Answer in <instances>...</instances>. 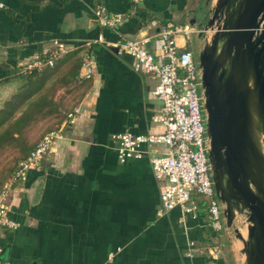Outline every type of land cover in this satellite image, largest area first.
Masks as SVG:
<instances>
[{"label": "crops", "instance_id": "1", "mask_svg": "<svg viewBox=\"0 0 264 264\" xmlns=\"http://www.w3.org/2000/svg\"><path fill=\"white\" fill-rule=\"evenodd\" d=\"M0 1V80L55 48L54 40L90 61L80 67L84 78L75 98L64 87L57 91L75 102L72 109L59 120L35 123L56 126L74 111L42 167L9 189L16 225L0 228V258L10 264H230L227 231L209 226L205 199L194 197L190 213L163 210L165 179L155 177L146 155L120 160L111 138L162 130L152 119L159 106L152 93L156 78L135 70L132 57L113 43L142 39L158 55L159 32L170 22L185 28L176 34L177 44L194 50V41L206 37L202 15H211L216 0ZM99 5L122 14L115 28L96 18Z\"/></svg>", "mask_w": 264, "mask_h": 264}, {"label": "built area", "instance_id": "2", "mask_svg": "<svg viewBox=\"0 0 264 264\" xmlns=\"http://www.w3.org/2000/svg\"><path fill=\"white\" fill-rule=\"evenodd\" d=\"M130 1L138 4L142 0ZM3 6L0 1V7ZM94 14L100 23L113 28L122 19L121 13H109L102 5L94 8ZM184 30V27L166 23L159 32L162 42L158 55L149 51L142 39L120 37L113 43L119 51L132 57L135 70L148 72L156 78L152 93L159 106L152 119L162 125V130L143 133L123 131L113 133L111 138L120 160L146 155L155 177L165 179L160 190L163 210L179 207L183 213H190L196 208L194 197H203L209 226L215 231H223L227 227L224 204L216 194L208 159L201 69L195 51L180 47L175 39L176 34ZM54 42L56 47L50 50L45 63L52 64L64 52L63 44L58 40ZM44 62L38 56L20 66L25 71ZM89 64L85 55L82 65ZM89 74L90 69L85 76ZM73 118L74 111H69L61 123L46 131L4 183L0 191V228L9 229L16 225L6 201L9 189L21 182L28 171L42 167L43 160L54 152L56 140L63 136L64 127ZM210 249L215 254L217 245ZM0 264L10 262L0 258Z\"/></svg>", "mask_w": 264, "mask_h": 264}, {"label": "water", "instance_id": "3", "mask_svg": "<svg viewBox=\"0 0 264 264\" xmlns=\"http://www.w3.org/2000/svg\"><path fill=\"white\" fill-rule=\"evenodd\" d=\"M210 11L197 58L213 185L227 227L247 215V237L235 228L245 264H264V0H216Z\"/></svg>", "mask_w": 264, "mask_h": 264}, {"label": "trees", "instance_id": "4", "mask_svg": "<svg viewBox=\"0 0 264 264\" xmlns=\"http://www.w3.org/2000/svg\"><path fill=\"white\" fill-rule=\"evenodd\" d=\"M50 50L39 55L44 62ZM84 55L78 50L62 52L52 64L43 63L29 70L17 66L14 74L0 80V157L5 152H18V159L0 182V191L19 162L33 149L41 136L28 141V130L45 118L59 120L64 112L75 105L67 103L63 95H56L59 88L75 98L83 76L79 74ZM220 232V231H218Z\"/></svg>", "mask_w": 264, "mask_h": 264}, {"label": "rangeland", "instance_id": "5", "mask_svg": "<svg viewBox=\"0 0 264 264\" xmlns=\"http://www.w3.org/2000/svg\"><path fill=\"white\" fill-rule=\"evenodd\" d=\"M211 32H204L205 36H209ZM205 38L196 39L194 41V50H196V54L198 55L199 50L201 49ZM44 131V125L38 127H32L28 130V141L37 139L38 136ZM18 152L8 151L5 152L4 155L0 157V182L11 167L14 166L15 162L18 159ZM247 215L245 212H236L233 223L231 226L226 227L224 231L226 232L225 238V251L228 253L229 263L230 264H245V255L242 252L243 243L242 240L237 236L235 228H238L240 233L244 238L247 237Z\"/></svg>", "mask_w": 264, "mask_h": 264}, {"label": "bare ground", "instance_id": "6", "mask_svg": "<svg viewBox=\"0 0 264 264\" xmlns=\"http://www.w3.org/2000/svg\"><path fill=\"white\" fill-rule=\"evenodd\" d=\"M258 143L261 147H264V142L261 140V138H259Z\"/></svg>", "mask_w": 264, "mask_h": 264}, {"label": "flooded vegetation", "instance_id": "7", "mask_svg": "<svg viewBox=\"0 0 264 264\" xmlns=\"http://www.w3.org/2000/svg\"><path fill=\"white\" fill-rule=\"evenodd\" d=\"M195 51V53H196V50H194Z\"/></svg>", "mask_w": 264, "mask_h": 264}]
</instances>
